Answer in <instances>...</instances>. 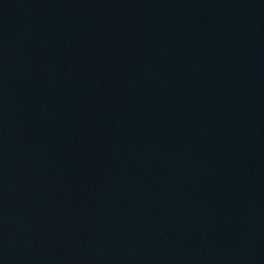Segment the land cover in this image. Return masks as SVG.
<instances>
[{
	"label": "water",
	"instance_id": "1",
	"mask_svg": "<svg viewBox=\"0 0 264 264\" xmlns=\"http://www.w3.org/2000/svg\"><path fill=\"white\" fill-rule=\"evenodd\" d=\"M0 264H264V0H0Z\"/></svg>",
	"mask_w": 264,
	"mask_h": 264
}]
</instances>
